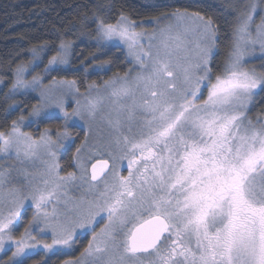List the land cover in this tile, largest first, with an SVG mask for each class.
<instances>
[{"label":"snow or ice","instance_id":"snow-or-ice-1","mask_svg":"<svg viewBox=\"0 0 264 264\" xmlns=\"http://www.w3.org/2000/svg\"><path fill=\"white\" fill-rule=\"evenodd\" d=\"M235 14L219 73V29L211 18L178 9L152 21L175 25L151 33L137 31L123 12L93 20L96 47L126 48L139 71L104 82V91L119 103L102 117L108 132L94 139L85 131L76 147L80 177L60 175L55 150L74 142L70 121L80 127L100 117L103 98L92 95L100 89L89 84L83 103L75 100L66 110L65 98L81 95L77 81L51 73L72 67L71 42H60L43 75L32 73L56 45L33 48L32 61L16 66L9 91L39 92L28 123L62 118L64 124L34 138L21 131V116L0 131V153L27 159L43 151L50 160L44 173L20 186L0 168V253L11 252L0 264H27L41 252L45 258L67 255L82 232L91 235L87 246L63 264H264V117L255 123L248 117L255 97L264 93V72L246 67L257 51L264 60V5L252 0ZM104 155L111 165L97 159ZM125 162L126 176L119 171ZM77 179L87 191L69 197L66 189ZM29 209L31 219L15 235Z\"/></svg>","mask_w":264,"mask_h":264},{"label":"trees","instance_id":"trees-1","mask_svg":"<svg viewBox=\"0 0 264 264\" xmlns=\"http://www.w3.org/2000/svg\"><path fill=\"white\" fill-rule=\"evenodd\" d=\"M250 0H0V131H8L12 121H18L21 116H28L32 107L37 103V94H16L15 98L9 91L14 82V70L18 64H29L32 49L43 45H56L57 49L47 52L46 58L58 50L61 41L71 42L74 54L69 57L72 67L63 66L64 70L51 73L55 78L75 79L79 89H87L89 84L100 82L112 77L119 70L130 66L126 51L122 47H108L98 49L94 44L96 39L95 24L97 17L108 19L116 17L121 12L129 15L138 25H146L162 15L176 10L199 13L211 18L219 29L220 39L217 41L218 51L214 64L223 66L226 52L231 47L230 32L236 22V12ZM264 5V0H258ZM95 56V58H93ZM45 58V59H46ZM103 61H111L104 70H93V65ZM264 60H260L257 68L264 72ZM79 69V70H73ZM16 102V107L13 106ZM254 111H262L264 107V93L255 97ZM56 116V115H55ZM59 119H41V130L62 126ZM33 130V126H28ZM75 136L65 149L67 159L73 157L74 149L79 146L84 135L83 127L69 126ZM33 213L29 209L23 215L24 224L31 219ZM88 235H81L76 249L67 254H49L45 258L43 253L32 256L27 264H41L47 259V264H63L66 259L78 257L87 245ZM78 246V248H77ZM10 251L0 258V262L7 261Z\"/></svg>","mask_w":264,"mask_h":264},{"label":"rangeland","instance_id":"rangeland-1","mask_svg":"<svg viewBox=\"0 0 264 264\" xmlns=\"http://www.w3.org/2000/svg\"><path fill=\"white\" fill-rule=\"evenodd\" d=\"M249 2H252V0H250ZM255 2L258 5H260L258 0H255ZM258 12H259V9H258ZM190 13H192V12H190ZM259 22H260V17H259V15H257L256 16V23H259ZM175 23L176 22L172 21V20H164V21H161L159 24L153 23V22H151L149 24H146V25L145 24L144 25H138L137 24L138 25L137 31H145V32L151 33V32L156 31L158 27H163L164 25H175ZM192 27H194V24L192 25ZM145 39H148V38L145 37ZM189 39L191 41L195 42V41L198 40V36L195 33H192L189 36ZM124 50L126 51L128 60L132 61L130 66L126 67L124 70H119L118 73H115L110 78L104 79V80H102L100 82H93L100 89L99 92H93L92 93L93 97H102L103 98V102L100 105V117H98L95 122L81 121L80 123H81V127L84 128V132L85 131H90L94 139L96 137L104 135V134H106L108 132V128H107L106 122H105L104 119H102V117H105L109 112H111L114 109L116 104L119 103L118 101H114L113 98H110L109 95H108V92L104 91V82L114 79L117 74L123 76L125 73H128L131 70L135 69V71H132V75L134 76L136 74V72L139 71V69L136 68V63H135L134 58L129 55V53H128L126 48H124ZM50 57L51 56H48L46 58V56H45L46 59H44V64H41L40 67L37 68L36 71L32 73V75H35L37 73L43 75V67H44L45 64H47V59L50 58ZM256 57L257 58L250 59L248 61V63L246 64V67L250 68V69H254L256 72L259 73L260 71L257 68H255V67H257L258 62L261 60V59L258 58L259 57V52L258 51L256 53ZM26 78L27 79H31V75L27 76ZM56 79H63V78H56ZM14 81H15V78H14ZM44 83L45 84L49 83V80L45 79ZM87 90L88 89H81V90L79 89L81 95H74L73 94L70 98L66 97L65 98L66 99V103H65L66 110L69 111V112L72 111V109L76 106L75 103L73 102L75 100H79L81 103H83V94L86 93ZM34 92L37 95H39L38 90L34 91ZM22 93L23 92H18L16 94H22ZM16 94L13 95L11 93V96L13 98H15L14 101H16V96H17ZM13 104L15 105L16 102L15 103L13 102ZM253 104L250 105V111L248 113V117H249L250 120H252L255 123L257 118L264 117V107H263L262 111H260V112L254 111L253 110L254 109ZM37 105H38V103L35 106H37ZM53 115H56V116L60 117L61 113H59V111H56V112L53 113ZM23 117H25L26 120H25V122L23 124L19 125L21 131L31 134L34 138H38L40 133L43 132V130H41V119H39L36 123L29 124L28 120L31 119L29 117V115L28 116H23ZM62 121L64 122L63 119H62ZM18 122H19V120H18ZM30 125L34 127L33 130L27 129V128H29L28 126H30ZM70 125H72L71 121L68 123V131H70V129H69ZM71 134H72V132H71ZM83 136L81 137V140L83 139ZM72 137L75 139L74 135H72ZM53 139H55V136H53ZM81 140H80V142H81ZM71 142L72 141H65L62 147H60L59 149L55 150L56 151V156H57V161H58V163H59V165H60V167L62 169V171L60 172V175H65L68 172H76L77 177H80V175H81L80 170L77 167H74V163H75L74 157L76 156V152L74 151L73 157H71L69 159H67L68 156L65 155L67 153V152H65L66 151L65 148L68 145H70ZM97 159L109 160L111 162V164H112V160H110L109 157L106 156V155L98 156ZM93 161H95V160H92L91 163ZM48 163H50L49 157L47 155H45L43 153V151H38L35 156L27 158V159H25L23 157L17 159L15 155L6 154V153H0V168L10 171L11 178H12L13 184L15 186H20L21 184H25V183L28 182V180L31 179V177H38L41 173H44ZM89 167H90V164H88V168ZM119 171H120V173L122 175L126 176L128 174L127 170H126V162H125V167H121L119 169ZM86 191H87V185L83 184L79 179H77L74 182V184L69 185L67 187V189H66L67 195L69 197H72V198L80 197V196L84 195V193ZM32 213H33V211H32ZM100 227H103V224H101L99 227H97V229H96L97 232H99ZM22 231H23V227L20 224L19 228L16 230V232L14 234L15 235H19ZM80 235H82V236L88 235L87 243L91 239V235L90 234H86V233L82 232ZM6 248H7V245H6ZM77 248H78V246H77ZM75 249H76V245L74 246L72 252ZM4 254L5 253H0V258ZM9 255H11V252H10Z\"/></svg>","mask_w":264,"mask_h":264},{"label":"water","instance_id":"water-1","mask_svg":"<svg viewBox=\"0 0 264 264\" xmlns=\"http://www.w3.org/2000/svg\"><path fill=\"white\" fill-rule=\"evenodd\" d=\"M101 160H105V159H101ZM96 161H93L92 163H95ZM109 164L111 165V162L109 161ZM89 171H90V167H89Z\"/></svg>","mask_w":264,"mask_h":264}]
</instances>
